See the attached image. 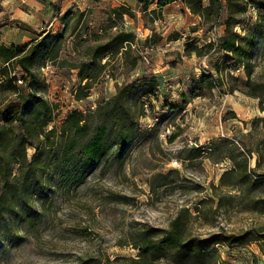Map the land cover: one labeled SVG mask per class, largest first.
I'll use <instances>...</instances> for the list:
<instances>
[{
    "label": "rangeland",
    "instance_id": "obj_1",
    "mask_svg": "<svg viewBox=\"0 0 264 264\" xmlns=\"http://www.w3.org/2000/svg\"><path fill=\"white\" fill-rule=\"evenodd\" d=\"M40 1L50 9L57 3ZM130 2L127 7L134 10L133 25L125 22L129 17L116 25L131 33L140 20L139 43L132 47L125 62L118 56L94 79L86 99L74 98L79 79L70 64L85 59L86 49L95 44L91 35L108 26L110 0H85V6L79 9L84 12L82 18L71 17L66 26L59 62L43 65L39 60L35 69L44 82L39 86V95L57 106V116L48 128L59 127L70 111L93 109L111 98L116 83L135 81L145 72L155 75L157 92L145 99L146 116L139 119L138 133L122 156L106 154L82 184L55 188L47 199L36 202L41 217L33 224L17 225L8 218L0 219V264H78L94 257L100 264H127L125 260L137 253L128 244L134 231H163L181 207L193 212L201 201L212 196L211 185H217L220 175L232 167L228 159L231 144L242 151L238 144L241 141L255 147L264 137L260 130L252 131V122L264 116L258 100L239 92L227 94L216 89L180 109L181 94L188 93L192 81L199 80L207 68L204 58L183 56L184 43L194 39L203 44L216 39L222 28L206 32L198 23L189 25L183 5L167 8L165 14L177 18L165 23L163 9L158 18L140 12L138 16L136 1L135 6ZM15 4V0H0V42L6 46L24 45L43 32L56 34L63 29L61 22L51 24L53 17L44 14L40 16L45 22L35 24L36 28L29 26L21 19L24 12L32 13ZM244 17L254 19V7L249 6ZM260 54L259 50L255 55L258 72L264 71V56ZM133 62L137 65L131 70ZM46 66L51 69L46 70ZM15 73L21 75L19 70ZM9 99L0 92V109ZM13 130L19 132L17 127ZM229 138L235 143L222 141ZM27 153L30 158L33 149L28 148ZM252 157L253 167L255 156ZM201 209L205 214L207 208ZM192 229L202 236L220 229L233 234L252 231L264 235V214L244 211L236 202L227 212L208 213L207 220L195 222ZM259 247L257 242L244 247L218 246V264H264Z\"/></svg>",
    "mask_w": 264,
    "mask_h": 264
},
{
    "label": "trees",
    "instance_id": "obj_2",
    "mask_svg": "<svg viewBox=\"0 0 264 264\" xmlns=\"http://www.w3.org/2000/svg\"><path fill=\"white\" fill-rule=\"evenodd\" d=\"M135 1L142 15L149 13L156 18L164 7L180 1L192 16L199 18L206 32L222 28L216 39L203 44L194 39L184 43L183 56L204 58L207 68L202 70L199 80L192 81L189 92L181 94V110L193 99L222 89L227 94L239 92L257 99L259 110L264 113V71H256L255 57L259 50L264 56V0ZM60 3L57 0L52 6L53 18L63 26L58 33L43 32L24 45L6 46L0 42V92L10 97L0 109V129H3L0 132V219L8 218L17 225H31L40 219L36 202L47 199L55 188L82 184L109 152L114 157L122 156L138 133L139 119L146 116L145 99L154 97L158 88L157 77L145 72L135 81L116 83L115 94L93 109L70 111L59 127L48 128L57 116V106L39 95V86L44 82L35 68L39 60L43 65L59 62L69 19L84 15L79 9L61 13ZM154 5L155 9H151ZM249 6L255 9L254 19L244 17ZM124 16L134 18L135 15L127 5L113 8L108 26L101 33L91 35L95 44L86 49L85 59L70 64L77 70L79 79L74 96L77 101L88 97L94 79L118 56L125 62L132 46L139 43L135 34L116 25ZM136 65L133 62L131 70ZM229 114L234 117V113ZM14 127L19 130L17 134ZM252 127L253 132L264 133V116L255 119ZM173 138L174 135L168 140L171 142ZM222 141L235 143L230 138ZM238 144L242 151L231 144L228 159L232 167L220 175L217 185H211V197L201 201L193 212L181 207L168 229L142 228L131 234L132 242L128 244L137 253L125 260L127 264L163 261L218 264V246L244 247L253 242L259 244L264 255L263 234L252 231L233 234L220 229L202 236L194 234L192 229L195 222L206 221L208 213L227 212L236 202L244 211L264 214V137L255 147L244 141ZM28 148L33 149L30 158ZM202 207L207 208L205 214ZM78 264H100V261L94 257L80 260Z\"/></svg>",
    "mask_w": 264,
    "mask_h": 264
},
{
    "label": "crops",
    "instance_id": "obj_3",
    "mask_svg": "<svg viewBox=\"0 0 264 264\" xmlns=\"http://www.w3.org/2000/svg\"><path fill=\"white\" fill-rule=\"evenodd\" d=\"M48 1L54 2L55 0H48ZM110 1H111L112 9L115 7H119L121 5L130 6V4H131L130 0H110ZM131 1H132L133 5L135 6V0H131ZM15 3H16L15 7H22L24 9H27V11H30V13H32V14H29L28 12H24L23 16H22L23 18L21 19L24 22H28L29 26L34 27L35 24H37L36 26H38L39 25L38 23L40 21L45 22L44 21L45 18H42L40 16V14H44L45 17H47V18L53 17V10L50 9L49 7L46 8L45 6H43L45 4L43 2H41L40 0H15ZM173 5L178 7V6H182V3L180 1H176L172 5H168V6L164 7L163 8L164 14L166 12V9L172 8ZM84 6H85V0H61L60 10H61V13H64L66 10L67 11L68 10L73 11L76 9L81 10V8ZM155 6L156 5L152 6L151 9H155ZM32 10H34V12H31ZM37 10H40V11H37ZM136 10H137L138 16H140L138 8ZM132 11L134 12V10H132ZM183 11L187 15V20L189 22V25L194 26L197 23L198 24L200 23L199 18L192 16L186 8H183ZM165 16H167V18L165 19V23H170V22H172V20H174V18H177V16H175L174 14H165ZM39 17H41V19ZM124 17L126 18V16H124ZM132 19L133 18H128V20H125V22L129 25H133ZM56 20H57L56 18H52L51 24L54 23ZM137 24H138L137 28L135 30H131V33L135 34L136 36H140L141 35L140 28H142V25H140V20H139V23H137ZM34 28H36V27H34Z\"/></svg>",
    "mask_w": 264,
    "mask_h": 264
},
{
    "label": "built area",
    "instance_id": "obj_4",
    "mask_svg": "<svg viewBox=\"0 0 264 264\" xmlns=\"http://www.w3.org/2000/svg\"><path fill=\"white\" fill-rule=\"evenodd\" d=\"M135 37H136V39H137V38H140V36H136V35H135ZM137 40H138V39H137ZM132 47H135V46H132ZM50 69H51L50 66H46V70H50ZM18 83H20V81H18Z\"/></svg>",
    "mask_w": 264,
    "mask_h": 264
}]
</instances>
